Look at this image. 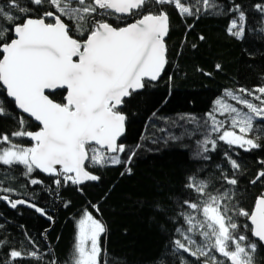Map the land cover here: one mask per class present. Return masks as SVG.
Wrapping results in <instances>:
<instances>
[{"label":"snow or ice","instance_id":"1","mask_svg":"<svg viewBox=\"0 0 264 264\" xmlns=\"http://www.w3.org/2000/svg\"><path fill=\"white\" fill-rule=\"evenodd\" d=\"M165 4L174 5L182 19L186 16L199 18L201 4L204 13L221 15L224 11L216 0H195L189 6L181 0H24L23 3L5 0L0 4V95L6 92L16 108L27 114L19 116V127L12 132L11 138L7 134L0 135V166L9 169L23 166L22 174L32 185L43 184L32 175L39 170L53 177L52 184L57 189L71 185L81 193V185L100 179L90 168L123 163L131 174L127 165L135 152H131L126 161L122 160L120 154L125 152V145L118 143L126 120L121 107L126 97L145 88L147 82L157 81L167 63L164 38L169 31V17L162 8L151 10L153 5ZM255 7L264 14V4ZM217 8L218 11L210 12ZM229 11L237 16L231 20L228 33L242 38L246 31L245 12L239 4H233ZM113 16L120 21L128 16L137 18L115 27L107 19ZM73 27L83 39L74 38ZM216 67L219 69L220 65ZM239 91L243 97L228 90L226 95L247 112H241L222 98L215 102V111L221 116L228 113L231 130L224 128L225 121L217 120L211 112L207 114L210 124L206 121L200 125L195 117L189 118L198 128L204 129V139L198 141L201 151L194 158L208 159L203 153L214 151L217 141L245 152L260 147L253 138H248V134L255 132L257 138H264V131L256 132L254 128L255 117L264 119V87ZM6 115L12 113L0 104V117ZM28 118L38 122V131L27 129ZM191 134L185 129V135ZM25 138L32 142L31 146L16 142ZM209 144L211 149L207 147ZM225 159L233 172L231 175L221 172V187L227 184L231 188L217 189L213 194L208 191L209 181L195 174L188 177L185 187L196 193L198 199L184 201V206L191 211L180 213L187 227L176 229L183 239L173 241V251L182 250L196 259L208 257L203 264H209V260L211 264H256L258 251H264L260 247L264 245V192L255 198L251 213L237 207L236 203H228L238 192L236 173L241 166L227 152ZM262 177L264 169L250 183L255 185ZM0 192L15 194L14 189L7 187H0ZM0 200H6L12 208L27 204L47 216L45 210L25 200H12L5 195H0ZM92 207L99 211L96 205ZM237 215L250 222L251 227L245 224L244 228L256 241L238 233L239 226L234 218ZM75 229L71 264H101L102 253L106 255L101 246V236L106 233L104 224L85 208ZM197 235L202 242L194 239ZM25 238L32 250L25 251L22 243L21 250H10L6 264L27 259L42 262L45 256L50 257L47 264H59L53 249L41 253L32 237L25 233ZM6 243L0 239V247ZM181 264H184L183 259Z\"/></svg>","mask_w":264,"mask_h":264},{"label":"trees","instance_id":"2","mask_svg":"<svg viewBox=\"0 0 264 264\" xmlns=\"http://www.w3.org/2000/svg\"><path fill=\"white\" fill-rule=\"evenodd\" d=\"M4 2L0 0V4ZM181 2L189 6L195 0ZM216 4L223 8V14L204 13L201 4L199 18L186 16L183 19L174 5H153L152 11L162 8L169 17V33L165 40L167 63L158 83L147 82L141 92L125 99L126 103L121 107L126 120L125 134L119 141L125 145V152L120 156L126 161L128 155L135 152L132 162L127 165L131 174L127 173L123 163L90 168L100 179L81 185V193L71 185L57 189L52 184L53 177L38 171L32 175L43 184L32 185L22 174L23 166L11 169L0 166V187L15 190V194L0 192V195L25 200L47 213L40 217L25 208L10 209L6 201L0 200V239L7 241L0 247V264H6L10 259L11 249L21 250L22 243L25 251L32 250L25 233L37 242L41 253H47L51 248L59 264H71L75 223L85 208L106 228V233L101 236V246L106 252L101 255V264L105 261L107 264H181L182 259L184 264H203L208 257L196 259L182 250L174 252L173 241L183 239L176 229L187 227L180 213L191 210L184 206V201L198 199L196 193L185 187L189 176L195 174L209 181L208 191L213 194L217 189L232 187L227 184L221 187V172L228 175L233 172L225 159L226 152L241 166L236 173L238 192L228 203H236L237 207L251 213L255 198L264 192V177L255 185L250 183L264 169V163H261L264 161V138H257L255 132L249 133L248 138H253L260 147L247 152L217 141L214 151L203 153L208 159H197L194 157L201 151L198 141L204 139V129L198 128L189 118L195 117L200 125L206 121L210 124L207 114H215V102L224 97L226 90L243 97L240 89L252 91L264 87V14L255 7L264 4V0H216ZM233 4H239L246 15V31L242 38L228 33L231 20L237 16L229 11ZM136 18L128 16L120 21L113 16L107 19L113 26L122 27ZM72 34L74 38H84L74 27ZM217 65H220L219 69ZM227 101L233 104L232 100ZM0 104L12 113L0 117V135L7 134L11 138L12 132L19 127L18 118L22 114L5 92L0 95ZM242 111L247 112V109L243 107ZM227 123L225 121L224 128L229 129ZM254 128L256 132L264 131V119H254ZM27 129L39 130L29 119ZM185 129L193 134L185 135ZM173 136L181 138L172 139ZM16 142L31 146L26 139ZM207 147L211 149L210 144ZM66 202H70L67 207L64 206ZM93 205L98 207V212ZM193 215L202 219L197 213ZM49 216L51 220L47 218ZM234 218L239 226L238 233L256 241L244 228L245 224L249 225L247 218L238 215ZM194 239L202 242L198 235ZM49 259L45 256L42 262L27 259L13 264H47ZM255 261L264 264V251H258Z\"/></svg>","mask_w":264,"mask_h":264},{"label":"water","instance_id":"3","mask_svg":"<svg viewBox=\"0 0 264 264\" xmlns=\"http://www.w3.org/2000/svg\"><path fill=\"white\" fill-rule=\"evenodd\" d=\"M168 33H169V31H168ZM167 36H168V34L165 36V38H164V42H165ZM165 47H166V46H165ZM165 68H166V64H165V67H164L163 71L161 72V75H160V77L158 78L157 81H154V82H148V83H151V84H156V83H158V82L162 79V77H163V74H164V70H165ZM142 90H143V89H140V90H138L136 93H139V92H141ZM5 94H6V92H5ZM134 94H135V93H134ZM6 97H7V96H6ZM7 98H8V97H7ZM128 98H129V97H126L125 99H128ZM8 99L14 103V100H12L11 98H8ZM14 104H15V103H14ZM15 108H16V106H15ZM16 110H17L20 114H22L23 116H27V114L21 113L19 109L16 108ZM28 119H29L30 121H32L35 125H37L38 128H39L38 122L34 121V120L31 119V118H28ZM37 131H38V130H37ZM124 134H125V131H124L123 135L119 138L118 143H119V141L122 139V137L124 136ZM25 139H26V138H25ZM26 140H27L30 144H32V142H31L30 140H28V139H26ZM36 171L39 172V170H36ZM39 173H40V172H39ZM40 174H42V175H44V176H47V175H45V174H43V173H40ZM88 182L95 183L96 181H88ZM6 202H7V201H6ZM7 204L9 205L8 202H7ZM9 208H10V209H14V208H12L10 205H9ZM16 208H25V209H28V210L34 211L38 216L43 217L40 213L36 212L35 207H28L27 204H18ZM248 223H249V225H250V222H249V221H248ZM250 227H251V225H250ZM254 239L256 240L255 237H254ZM44 241H45V243H47L45 238H44ZM261 246L264 248V245H261Z\"/></svg>","mask_w":264,"mask_h":264},{"label":"rangeland","instance_id":"4","mask_svg":"<svg viewBox=\"0 0 264 264\" xmlns=\"http://www.w3.org/2000/svg\"><path fill=\"white\" fill-rule=\"evenodd\" d=\"M236 96H238V95H236ZM222 99H223L226 103H229V102L227 101L228 99L231 100L230 98L227 97L226 94L224 95V97H222ZM231 102H232L233 104H231V103H229V104H231V105L234 106V107H237L238 109H240L241 112H244V111H242V110H243V106H242V105L237 104L236 101H234V100H232ZM234 103H235V104H234ZM214 115H215V117H216L217 120L227 121V122H228V123H227V126H228L229 130H231V128H230V117L228 116V113H225V115L221 116L217 111H215V114H214ZM220 117H221V118H220ZM256 118H261V117H255L254 119H256ZM227 126H226V127H227ZM235 131L237 132V134H239V130H238V129H236ZM2 201H6V200H2Z\"/></svg>","mask_w":264,"mask_h":264},{"label":"bare ground","instance_id":"5","mask_svg":"<svg viewBox=\"0 0 264 264\" xmlns=\"http://www.w3.org/2000/svg\"><path fill=\"white\" fill-rule=\"evenodd\" d=\"M45 242V241H44Z\"/></svg>","mask_w":264,"mask_h":264}]
</instances>
